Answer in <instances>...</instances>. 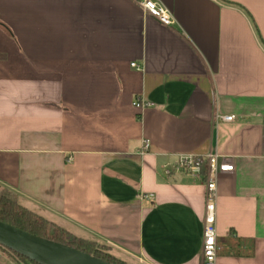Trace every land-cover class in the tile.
<instances>
[{"label": "crops", "instance_id": "1", "mask_svg": "<svg viewBox=\"0 0 264 264\" xmlns=\"http://www.w3.org/2000/svg\"><path fill=\"white\" fill-rule=\"evenodd\" d=\"M156 1L172 25L136 0H0V186L69 239L200 264L205 166L165 168L216 153L215 264H264V0Z\"/></svg>", "mask_w": 264, "mask_h": 264}, {"label": "built area", "instance_id": "2", "mask_svg": "<svg viewBox=\"0 0 264 264\" xmlns=\"http://www.w3.org/2000/svg\"><path fill=\"white\" fill-rule=\"evenodd\" d=\"M141 9L148 15L154 17L159 23L165 26L173 24V19L162 5L156 0H136ZM131 67L140 69L135 63ZM133 106L139 110L153 108V104L140 99L133 101ZM215 120L220 123H232L235 117L232 115H216ZM149 141H143V151L149 148ZM203 166H205V193H204V212H203V232L202 246L200 252V264H215L217 259L218 236L216 230V201H217V179L219 176L227 173H233V161L227 157H221L216 153H207L205 155H182L178 158L175 165L165 168V174L184 172L193 177L201 175ZM136 200H152V194H138Z\"/></svg>", "mask_w": 264, "mask_h": 264}, {"label": "trees", "instance_id": "3", "mask_svg": "<svg viewBox=\"0 0 264 264\" xmlns=\"http://www.w3.org/2000/svg\"><path fill=\"white\" fill-rule=\"evenodd\" d=\"M3 189L7 193L13 194L11 191L5 188ZM0 221L37 237L55 241L80 250L109 264H127L125 260L113 255L111 248L107 245L77 238L67 240V235L64 230L37 214L23 208L17 202L16 196L14 199H10L6 194L0 195ZM18 256L23 260L28 261L24 257L20 255ZM31 263L35 264L33 262Z\"/></svg>", "mask_w": 264, "mask_h": 264}, {"label": "water", "instance_id": "4", "mask_svg": "<svg viewBox=\"0 0 264 264\" xmlns=\"http://www.w3.org/2000/svg\"><path fill=\"white\" fill-rule=\"evenodd\" d=\"M0 246L35 264H109L80 250L0 221Z\"/></svg>", "mask_w": 264, "mask_h": 264}, {"label": "rangeland", "instance_id": "5", "mask_svg": "<svg viewBox=\"0 0 264 264\" xmlns=\"http://www.w3.org/2000/svg\"><path fill=\"white\" fill-rule=\"evenodd\" d=\"M8 195L10 199H14V194L7 193L1 186H0V195ZM51 232V230H50ZM67 240H70L66 237ZM127 264H144L142 260L135 259L132 257L125 258ZM0 264H32L29 261H25L20 258L17 254L13 253L12 251L3 248L0 246Z\"/></svg>", "mask_w": 264, "mask_h": 264}]
</instances>
